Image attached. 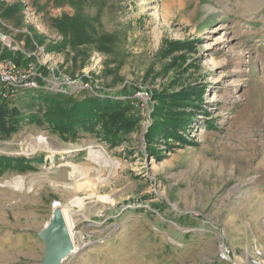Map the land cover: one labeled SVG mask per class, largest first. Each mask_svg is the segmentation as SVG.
Masks as SVG:
<instances>
[{"label": "rangeland", "instance_id": "obj_1", "mask_svg": "<svg viewBox=\"0 0 264 264\" xmlns=\"http://www.w3.org/2000/svg\"><path fill=\"white\" fill-rule=\"evenodd\" d=\"M0 37L19 48L0 41L2 56L72 83L14 98L28 118L0 138V264H40L37 233L73 198L79 251L62 264H217L200 220L264 241V0H0ZM43 93L118 103L136 123L114 143L100 123L63 140ZM37 137L48 150L23 154Z\"/></svg>", "mask_w": 264, "mask_h": 264}, {"label": "trees", "instance_id": "obj_2", "mask_svg": "<svg viewBox=\"0 0 264 264\" xmlns=\"http://www.w3.org/2000/svg\"><path fill=\"white\" fill-rule=\"evenodd\" d=\"M0 56L2 55L0 54ZM40 97L47 103L45 106L46 111L43 115L44 120L49 123L52 131L61 133L63 140H67V137H69H66V134H69L70 138H75L79 127L81 130H91L96 123H100L106 134L105 141L114 143L118 141L115 136L119 131H128L136 123L131 118L126 117L124 110H121L124 109L123 107L111 101L105 102L104 106H101V103L98 104L97 99L92 97L73 99L72 95L54 97L46 93L41 94ZM32 98L30 97V99ZM18 105L15 100H0V138L3 140H8L12 134H15L24 120L28 118L21 111L27 105L25 104L21 107ZM99 107H102V109H98ZM169 119L179 122L172 116ZM32 120L40 123L38 118H33ZM178 124L183 123L180 121ZM168 127L173 130L177 125L173 124L174 128ZM10 159V162H5L4 164L19 163L17 158ZM20 161L25 162V160L22 161L21 159Z\"/></svg>", "mask_w": 264, "mask_h": 264}, {"label": "built area", "instance_id": "obj_3", "mask_svg": "<svg viewBox=\"0 0 264 264\" xmlns=\"http://www.w3.org/2000/svg\"><path fill=\"white\" fill-rule=\"evenodd\" d=\"M1 38L3 45L8 46L9 50H19L14 45H9V40ZM61 85H63L61 87ZM66 87H72L69 79L63 83L56 82L54 77L48 79L43 73L38 72L35 67H21L10 58L0 56V100H14L26 90H40L43 92H57L66 94ZM87 84L76 89L80 91L87 88ZM142 102V107L145 104L146 94L137 92L136 96ZM195 232L211 236L216 243L218 262L223 264H264V245L254 242L250 249L244 248L236 254L229 243L225 230L219 226H199L194 229Z\"/></svg>", "mask_w": 264, "mask_h": 264}, {"label": "water", "instance_id": "obj_4", "mask_svg": "<svg viewBox=\"0 0 264 264\" xmlns=\"http://www.w3.org/2000/svg\"><path fill=\"white\" fill-rule=\"evenodd\" d=\"M43 244L40 264H62L73 250L61 209H52L46 228L37 233Z\"/></svg>", "mask_w": 264, "mask_h": 264}, {"label": "bare ground", "instance_id": "obj_5", "mask_svg": "<svg viewBox=\"0 0 264 264\" xmlns=\"http://www.w3.org/2000/svg\"><path fill=\"white\" fill-rule=\"evenodd\" d=\"M35 141H36V143H35V146L33 147V148H30L31 150H33L32 152H25V151H23L22 153L23 154H26V155H31L34 151H35V149L36 148H39V147H44V149H46V150H48V147H47V141H46V139L45 138H43V137H37L36 139H35ZM30 150V151H31ZM50 152V151H49ZM51 153V152H50ZM53 153V152H52ZM95 155H98V154H96L95 153V151H89V157H91V158H94L95 157ZM71 166H73V163L72 162H70V161H68V160H64V161H62V162H60L59 164H58V166L56 167V169H59V168H68V167H71ZM89 172V171H88ZM77 174V173H76ZM76 174H74V172H72V173H70L69 175H68V180L70 181V183H61V184H58V185H60L63 189H71V184H72V182H74L75 181V177L77 176ZM20 179V178H19ZM67 180V181H68ZM8 182H10V181H8ZM77 183V182H76ZM75 183V184H76ZM79 183V182H78ZM91 183V182H90ZM13 184H17V186H18V188L19 189H22L23 188V186H22V182H21V180H18L17 178H14L13 180H12V182L9 184V185H13ZM74 185V184H73ZM17 186L15 187V188H17ZM73 187V186H72ZM77 187H79V185L77 186V184H76V186H75V188H77ZM84 187V186H83ZM90 187H94L95 188V185H88V188H90ZM98 188V187H97ZM60 189V188H59ZM75 191H76V189H74ZM79 190V189H78ZM80 191V190H79ZM98 199H101V200H103V201H105L106 203H108V205H111V204H113L114 203V200L113 199H111L109 196H98L97 197ZM79 202V199L78 198H73V199H71V200H69L66 204L64 203V204H62V203H59V202H54V204H53V208H56V207H58L59 206V208L61 209V213H62V215H63V218H64V221H65V225H66V228H67V231H68V234H69V238H70V240H71V242H72V245H73V250H72V252H71V255H73V254H76L78 251H79V247L78 248H76L77 246L75 245V234H76V232L74 231V229H75V226H74V224L70 221V219L68 218V215H69V213L71 212V213H74V212H72L73 211V209L76 207V205H77V203ZM75 211V210H74ZM47 224H48V222L40 229V231L42 230V229H44V228H46V226H47ZM39 231V232H40ZM78 235V234H77ZM78 238V237H77ZM216 256H217V250H216Z\"/></svg>", "mask_w": 264, "mask_h": 264}, {"label": "crops", "instance_id": "obj_6", "mask_svg": "<svg viewBox=\"0 0 264 264\" xmlns=\"http://www.w3.org/2000/svg\"><path fill=\"white\" fill-rule=\"evenodd\" d=\"M197 226L208 227V226H218V225L209 224L206 221L200 220L199 222H197ZM247 227H248V225L245 226L243 224L241 226L240 232L238 231V235L236 237H233L232 235H231V237L228 236L227 232L225 231L226 235L228 237L229 243L232 246L235 253H239L244 248L250 249L254 242H258L261 245H264V241L262 239H260L257 235H255V233H253L249 227L247 229ZM198 235H200V233H198ZM202 235H204V234H202ZM215 258H216V254H215ZM216 262H217V264H223V263L218 262L217 259H216Z\"/></svg>", "mask_w": 264, "mask_h": 264}]
</instances>
